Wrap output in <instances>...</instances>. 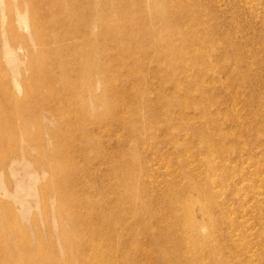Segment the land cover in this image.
Instances as JSON below:
<instances>
[{"label":"rangeland","instance_id":"rangeland-1","mask_svg":"<svg viewBox=\"0 0 264 264\" xmlns=\"http://www.w3.org/2000/svg\"><path fill=\"white\" fill-rule=\"evenodd\" d=\"M180 2L183 3V7L190 13L192 11H195V13L205 11L204 13H206L207 18L205 19V26L211 29L213 27V29L217 31L215 38L213 37V40L215 39L214 41L208 34H200L202 35L201 40L203 42L210 40L209 42L212 43L210 46L201 48L202 54H191L193 56L190 55L192 60L189 59V56H185V59H188V61H184L183 57H178V62H185V66H187L185 69L186 75H192L188 80L190 83L194 80L195 82L192 84L186 81V79L183 81V73H179L180 71L177 69L175 70L176 72L170 71V73H168L169 75H164L165 78L168 77L169 82L174 84L162 83L160 81L163 79L162 74H150V70L156 67V59L152 57L153 59L151 60L143 55L144 52L147 51L150 55H156V49H158L159 44L166 46L170 43V40H168L170 35L167 33L169 31V26L167 27L166 24V26H164V23L169 21L164 0H144V9L140 7H138L140 9L137 10L133 9L131 15L138 18L140 16L139 14L142 13L143 19L147 20L148 23L144 20L145 25L143 27L130 24L124 25L121 21L119 24V19L115 15L104 22L107 32H111L107 37H114L117 33L122 32L127 33V37L129 38L128 40H122L120 38V42L116 41L114 45H111V40H108L111 48H108V51L114 56L120 52V56L122 53L125 57L124 62H120L118 68L114 66L109 70V75L115 78L116 85L119 84L120 87H124L121 92L127 91L128 93L136 89H138V91H144L143 88L137 85L138 78H136V74L139 71L138 67H142L146 64V68L143 67V71L149 72V91L160 95L171 96L172 93V96H178V102L175 100L171 106L168 102H164L165 104L162 102L164 106L158 103L157 107H165L166 109L164 108V110L166 111L165 113L161 111L162 113L154 115L155 118L154 121H152L153 126L155 125L154 129L147 131L145 133L147 136L142 134V136L147 139L146 143L143 144V148H140L137 143H135L136 140L134 137L126 135V131L123 129L124 124L111 127V123H115V119L113 115L105 110V106H107L109 102L108 99H104L99 106H96L93 104L94 102L92 99L84 97L89 85L83 84L80 88L78 87L70 90V96L71 98L74 97L73 99L75 104L79 107L78 109L72 108L68 101L61 104L62 109H59V111L69 120L67 127L70 126V124L78 123V116L82 115L81 105L83 100L86 99V101L89 102L87 108V112L90 115L89 119L98 118L99 121L102 120L103 123H101L102 130L99 135L97 134L91 137L88 135L89 133L86 131V127L90 129L94 127V125L89 124V122L86 123L87 125L83 126V130L80 136H78V139L71 134L68 135V138L74 141V149L69 154L72 153L75 157V163H71V166L73 169H79L78 179H76V181L78 188L84 191V193L80 194L78 191L72 189V196L78 199L80 207L74 205V203L72 204V201H69L68 205L61 209L60 213H58L57 210L48 211L47 213L51 234L59 253L61 246L59 230H61L62 227L67 231L73 229L72 225L68 223V218L72 217L78 221V219H80L78 215H92L95 210L106 209L109 204L110 206L113 204V206H115V199L120 200L123 207L127 205L126 200L122 199V197H119L117 194L119 191L117 187H119L121 181L123 182V175H127L130 171L120 163V156L128 160L139 158L138 153L140 149H142V159L147 171V178H145V181L147 180V184L152 183L149 187L145 185L146 187L144 190L148 192L153 189L151 192L149 191V193L151 195L155 194V200H153V202L156 201L154 203V209L159 213H164L171 211V209L168 205L160 202V200L157 201L156 198H159L157 194H161V192L163 194L167 192L175 193L178 190L184 191L183 187L185 180L181 176V171L184 169L181 168V166L183 165L186 169L192 168L193 170L196 168L194 173L201 172L203 168H200L198 163L201 158L206 156L202 151V146H204L202 145V141L212 139L211 143L213 147L216 146L218 149L225 148L233 150V152L224 150L225 156L228 158L226 163L227 172L231 173L232 171L231 174L235 177L243 172L242 175L240 174L237 176L240 177L239 179L234 180L233 193L230 194V192H228L227 194L229 199L227 206H229L230 210L237 211L238 207H240V210H244V208H248L249 210L248 213L238 214L239 216L232 214V216H237L238 220H244L245 223L250 224V227H244L241 232L239 230L233 231L237 234H243L241 236H248L249 242H247V246L243 251L242 249H238L234 256L229 257V259L232 261V264H264V257H260V253L264 254V241H262V239L260 240L261 235L264 234V0H173L170 7H172L176 13V18H173L169 23L176 24L180 21L189 22L190 18L184 16L182 18L180 16L182 13V5H179ZM95 4L97 6V3ZM19 9L20 7L17 0H0V66H2L0 68V79L3 86H6L8 90H12L14 94H18L20 98L23 99L26 92L21 85L23 79L22 74L24 73L27 79H31L32 73L27 70V62L32 57L27 53V57L20 59V57L15 54V51L10 52L9 49L11 48L10 45L12 42L11 37L6 34V30L9 26L11 27L13 25L12 31L15 42L21 43V40L25 39L35 56L38 55L39 45L33 37L28 17L22 14ZM114 12L117 13L116 10H114ZM155 14L158 15V17ZM131 15L130 18L133 17ZM155 21H160V24H155ZM97 24L96 22H92L90 27L92 32L96 34L100 32ZM159 25L163 27V32L153 31V28ZM50 31L51 30H49V32ZM149 31H152V33H147ZM135 36L139 37V45H136L132 40ZM213 44H215V46ZM153 45L155 48H153ZM209 47L210 49H208ZM100 49L103 50L102 47ZM105 50H107V48ZM22 51L23 50H20L19 52ZM51 53L52 52L48 50L47 55ZM179 54L184 56L177 51V55ZM80 57L83 58L84 55H80ZM96 58L97 57L94 58L95 66L99 64V59ZM193 58H195V62ZM139 63H141V65L137 66ZM123 67L128 68L123 70ZM179 74L181 75L180 77ZM126 76L128 78H126ZM172 77H175V79L177 77L183 82L180 81V83H177L174 82V80L171 81ZM99 81V78L95 76L94 83L97 96L102 95L103 91H105L103 85ZM164 84L165 86L167 85V87H165ZM175 84H178L177 86L179 87L176 88L177 86ZM57 85H59V83H56L55 86ZM201 87L202 92H200ZM173 89L175 94L172 92ZM151 96H153V93ZM171 100L173 101V99ZM49 103L51 102L49 101ZM176 103L178 104L176 105ZM180 104L186 110L184 114L182 112L180 113ZM173 113L178 119H180L182 115L186 123L183 126H179V124L174 126V129L177 127L174 132L173 130L166 129L168 118L165 117L166 115L170 117V114ZM37 114L36 116L31 113L29 117L25 118L26 121L12 115V117H10V125L15 127V131L10 135L8 130H5L4 137L6 141L10 138L17 141L18 148L28 149L32 156H38L40 151H44L42 154L43 170L36 169L28 159L25 161L16 159L18 155L9 158L6 169L0 170V200H4L12 205L14 210L13 216L18 218L20 228L28 239L31 246L30 248L35 254L38 253L39 249L37 246L38 237L43 238V249L51 253L49 248L50 232L46 226L44 210L40 202L42 199L40 184L50 182V184L55 186L57 179H55L53 173L48 170V165L52 163L48 155L51 154L52 151L54 152V150L61 148L59 146L60 144L58 145L56 142V139L50 136L48 130L49 128L54 130L60 128L55 117L48 115L44 111H40ZM121 114L126 116L129 113L123 114L122 111ZM158 116L161 117L159 118ZM35 118L39 119L42 123L44 132L40 134L41 139H39V137L33 142L27 141L24 134L27 133L28 135L36 136L39 133L36 129L37 125L35 123ZM7 119L9 121V118ZM80 121H84V118L80 117ZM156 121H158V123ZM195 125L198 127L200 126L206 131L203 132L206 134V139L199 135V130L201 128H195ZM172 133L176 135L174 138L172 137ZM178 134L179 136H177ZM68 138L65 137L66 140ZM39 140L41 143L38 142ZM89 141L91 142L90 145L88 144ZM39 144H41L44 149H39ZM137 149L139 150L137 151ZM179 149H183L184 152ZM226 152H228V155ZM104 156L105 158H103ZM248 157L252 159L250 163ZM192 158L197 161L194 162L191 160ZM57 160L58 158L55 156V163ZM138 164L139 162L136 164L138 166L137 169L140 168V164ZM231 167L235 172L238 171V173H235ZM55 168H57L56 165ZM53 172H55L54 167ZM5 178L10 180L12 183L11 187L3 182ZM105 181L108 182L105 183ZM196 181L207 185V179H205L203 175H199ZM110 183L115 185L116 191L109 188ZM136 184L137 183H132V185ZM256 191L260 194L257 195ZM242 194L244 195L242 196ZM46 197L49 204L56 205L59 200L57 196H51L49 194H47ZM246 209L245 211L247 212ZM181 210L180 208L178 214L182 216L183 211ZM127 214L126 212L124 213L123 220L125 221L126 219L128 222L130 221L129 223L136 227L137 222L135 224L134 217L131 213ZM6 219V214L0 209V226L3 228V231H0V237L1 240L7 242L14 251L13 242L18 240V236L20 235L17 234L15 230H10V228H8V230L5 229ZM92 223L91 226L93 227L90 226L91 229L102 235V239H107L109 237L108 240H113H107V243H105V239V241L103 240V244L105 245H102V248L105 247V250L102 249V251L104 250V255L108 262L111 264L113 261V264L117 261V264H127L126 262H128V264H134L141 261L138 244L141 240L140 244L145 243L142 246H147L148 243L144 228L138 225V228L136 227L137 229L134 228L136 231H129L126 229L124 230L123 226L120 225L119 230L121 228L122 230L117 233H121L120 237L124 236V238H120L119 235H117L113 239L109 230V232H107V229L102 226V229L99 228L101 219L100 221L97 220V225H92ZM37 227L40 230L41 236H38L37 230L35 229ZM96 227L99 229L95 230ZM99 231H102V233ZM123 231L124 234H122ZM141 231L144 235L140 234ZM106 232L110 234V236ZM103 234H106V236H103ZM134 237H136L135 240L133 239ZM115 239L116 243H119V247L117 245L118 243H115ZM127 240L131 243H128ZM224 241H226L225 244L230 243L226 239H224ZM113 244L115 247H112L114 246ZM106 248L108 249L106 250ZM110 248L111 250L116 248L118 252L116 250L109 251ZM121 248H123V250H121ZM232 248L236 249L233 246ZM146 250H148V247H146ZM223 250L225 251L226 249L223 248ZM114 251H116V253H114ZM109 252L111 255H109ZM225 252L228 256V251ZM21 253H24L23 249H20V254ZM112 254L115 256L117 255V258H114L115 256ZM55 258L57 257L55 256ZM60 260H65L63 255L60 256Z\"/></svg>","mask_w":264,"mask_h":264},{"label":"bare ground","instance_id":"bare-ground-1","mask_svg":"<svg viewBox=\"0 0 264 264\" xmlns=\"http://www.w3.org/2000/svg\"><path fill=\"white\" fill-rule=\"evenodd\" d=\"M172 1L173 0H164L169 20L164 23V26H169V31L167 33L170 35L168 38L170 43L166 46L159 44L158 49H156V55H150L148 54V51L144 52L143 54L151 60L153 58L156 59V67H153V69L150 70V74H162L163 79L160 81L162 83L169 84L171 82H169L168 77L165 78L164 75H169L168 73H170V71L176 72L175 70L177 69L180 71L179 73H183V81H185V79L188 81L189 77L192 76L186 75L187 73L185 69L187 66H185V62H178V57H183L185 61V56H189V59L192 60L190 58L191 54H202L201 48L210 46V44L212 45V43L209 42L210 40L203 42L201 40L202 35L200 34L206 33L212 37V40L217 34L216 29H213V27L212 29L207 28L205 26V19H207L206 13H204L205 11L196 13L195 11H192L190 13L183 7V3L181 2L179 3V5H182V13L180 16L182 18L183 16L190 18L189 22L180 21L176 24L169 23L173 18H176V13L172 7H170ZM17 2L20 7V12L28 17L33 37L39 45V51L38 55L35 56L25 39L21 40V43L15 42L12 31L13 25L7 28L6 34L11 37L12 42L10 45L11 48L9 49L10 52L15 51V54L19 56L20 59L27 57V53L32 57L27 62V70L32 73V77L31 79H27L25 74H22L23 79L21 85L24 87L26 92V95L23 99L20 98L18 94H14L12 90H8L6 86H3L0 79V170L6 169L8 159L12 156L15 157L16 155H18L16 159H20V161H25L28 159L32 162L36 169L43 170L42 154L44 151H40L38 156H32L28 149H19L17 141L14 139L10 138L8 141H6L4 132L5 130H8L10 135H12V133L15 131V127L10 125V117H12V115L22 118L23 121H26L25 118L29 117L31 113L32 115L35 114L37 116L38 112L44 111L48 115L55 117V120L58 122L57 124L60 126L58 130L51 128L48 129L50 136L53 139H56V142L58 145L60 144L59 146L61 147L60 149L54 150V152L52 151V153L48 155L49 160L52 161V163L48 165V170L53 173V176L59 182L56 181L55 186L50 184V182L40 184V194L42 195L40 202L44 210L46 226L50 232L49 248L51 253H48L43 249L44 246L42 243V237H38L37 239V246L39 248L38 253L35 254V252H33V250L30 248L31 246L28 242V239L20 228L18 218L13 216L14 210L12 205L8 204L4 200H0V209H2L7 216L5 229L8 230V228H10V230H15L17 234L20 235L18 236V240L13 242L14 251L10 248V245H8L7 242L1 240L0 237V264H111L107 261V258H105V247L103 246L104 248H102V245H105L103 244L104 239L106 240H104L105 243L113 240H108L109 237L107 239H102V235L91 229V227H93L91 226V223L94 221L92 225H97V220L100 221V219L101 224L99 228L102 226L103 228L107 229V232L110 231L109 233L113 236V239L117 235H119V237L121 236V233L118 234V231L122 230V228L119 230L120 225L123 226L124 230L126 229L129 231H136L138 225L144 228L148 243L147 246H142L145 243L140 244L142 240H139L140 242L138 244V251H140L139 254L141 261H136L137 263L134 264H232V261L229 259V257H233L238 249H242L243 251L247 246V242H249V239L247 238L248 236H241L243 234H237L233 231L239 230L241 232L244 227H250V224L245 223L244 220H238L237 216H232V214L238 215L240 213H248L249 210L248 208L240 210V207L237 208V211L230 210L229 206H227L229 203L227 194L228 192H230V194L233 193L235 184L234 180L239 179L240 177L237 176L241 173L235 177L233 174H231L232 171L231 173L227 172L226 163L228 158L225 156L224 150L228 152H233V150L225 148L218 149L216 146V148L213 147V144L211 143L212 139L202 141V145H204L202 146V151L206 156L199 160L198 166L200 168L202 167L203 170L199 173L196 172L198 175L194 173L196 168L193 170L192 168L186 169V167L183 165V167L181 166V168L184 169L181 171V176L185 180L183 187L184 191L178 190L175 193L167 192L166 194L164 193L165 195L162 192L161 194H157L159 196V198H156L157 201L160 200V202L168 205L171 209V211L164 213H159L156 209H154V203L156 201L153 202V200H155V194L151 195L149 193V191L151 192L153 189L149 190L148 192L144 190L146 187L145 185L149 187L150 184L152 185V183L147 184V180L145 181V178H147V171L142 159V149H140L138 153L139 158L128 160L125 157L120 156V163L130 171L127 175H123V179L121 178L123 182L121 181L119 187H117L119 189L117 194L119 197H122V199L126 200L127 205H124L125 207H123L120 200L115 199L116 205L113 206L114 204H111L113 207L109 204V206L106 205L108 206L106 209H97L92 213V215H78L80 217L78 221L72 217L68 218V223L72 225L73 229L67 231L62 227L61 230H59L61 246L60 253L58 252L54 238L51 234L47 213L48 211L52 210H57V212L60 213L61 209L65 208L69 201H72V204L74 203V205L80 207L78 199L72 196V189L78 191L80 194L84 193V191L78 188L76 181V179H78L79 169H73L71 166V163H75V157L72 155V153L69 154L74 149V141L69 139L68 135L71 134L78 139V136H80L83 130V126L87 125V122L94 125L92 129L86 127V131L89 133L88 135H90V137L97 134L99 135L102 130L101 123H103L102 120L99 121L98 118L89 119L90 115L87 112L89 102H87L86 99L82 102V115L78 116V123L70 124V126L67 127L69 120L65 118L59 111V109H62L61 104H63L65 101H68L72 108H79L75 104L73 99L74 97L71 98L70 90L76 89L78 87L80 88V86H83V84H87L89 85V88L84 94V97L92 99L94 102L93 104L99 106L104 99H108L109 102L108 105L105 106V110L106 112H109L111 115H113L115 119V123L112 122L111 127L124 124L123 129L126 131V135H131L134 137L136 140L135 143H137L140 148H143V144L147 141V139L144 138L142 134L150 131V129H154L155 125L153 126L152 124V121H154L155 118L154 115L162 113L161 111L164 113L166 111L164 110L165 107H157L158 103L162 104V102H168V104L171 106L175 100L178 102V96H172V93L171 96H168L150 92V87L148 88L150 81H148L149 72L143 71V67L146 68V64H144L142 67H138L139 71L136 74V78H138L137 85L140 86V88H143V92L142 90L138 91V89L128 93L127 91L121 92L124 87H120L119 84L116 85L115 78L109 75V70L111 68L114 66L118 68L120 62L123 63L125 60V57L122 55V53L121 56L120 52L114 56L108 51V48L111 49L109 41L111 40V45H114L116 44V41L120 42V38L122 40H128L129 38L127 37V33L122 32L117 33L115 36L113 35L114 37H107L111 32H107L104 22L108 18L115 15L119 19V24L121 21L124 25L130 24L133 26L139 25L143 27L145 25V21L147 22V20L143 19L144 17L142 16V13L139 14L140 16L138 18H135L133 15H131V13L133 9H144V0H17ZM95 3H97V6ZM114 10H116L117 13H115ZM130 15L133 17L130 18ZM156 16L158 17V15ZM92 22L98 23L97 25L99 27V33L96 34L92 32L90 28ZM157 23L160 24V21H155V24ZM49 30L51 31L49 32ZM153 31L161 33L163 32V27H160L159 25L153 28ZM147 33H152V31ZM132 40L136 45H139L140 41L138 36H135L132 38ZM213 45L215 46V44ZM101 47L103 50L100 49ZM106 48L107 50H105ZM153 48H155L154 45ZM208 49H210V47ZM20 50L23 51L19 52ZM48 50L52 52L50 55H47ZM177 51L182 53L184 56L181 54L177 55ZM80 55H84V57L82 58ZM95 57L99 59V64L97 66L94 64ZM194 59L195 58H193V61ZM186 61H188V59ZM140 65L141 63L137 64V66ZM1 67L2 66H0V68ZM127 68L123 67V70ZM126 72L128 73L127 70ZM95 76L99 78V82L103 85L105 90L103 91V94L99 96H97L96 93V87L94 83ZM180 76L181 75L179 74V77ZM126 78L128 77L126 76ZM172 80L177 83H180L181 81L177 77L176 79L175 77H172L171 81ZM188 82L190 83V81ZM193 82L195 81L193 80ZM56 83H59V85L55 86ZM175 85L177 86L178 84ZM165 87H167V85ZM178 87L179 86L176 88ZM174 89L172 91L173 93ZM200 92H202V87ZM152 93L153 96H151ZM171 99H173V101ZM49 101L51 103H49ZM177 104L178 103H176V105ZM179 106L180 113L182 112L184 114L186 110L181 106V104ZM122 111L123 114H129L124 116L121 114ZM80 117L84 118V121H80ZM165 117L168 118L167 128H163L173 130V132L177 128L176 127L174 129V126L178 124L179 126H183L186 124L182 115L180 116V119L175 117L174 113L170 114V117L168 115ZM7 118H9V121ZM156 122L158 123V121ZM35 123L37 125L36 129L39 131V133L36 136L28 135L27 133L24 134L27 141L33 142L39 137V139H41L40 134L44 132V128L42 127V123L39 121V119L35 118ZM195 128L200 129L201 127L195 125ZM203 132L206 131L201 128L199 130V135L206 139V134ZM172 135L173 138L176 136L174 133H172ZM145 136L147 135L145 134ZM177 136H179V134ZM65 137L68 139L66 140ZM38 142L41 143L40 140ZM88 144L90 145L91 142L89 141ZM39 146V149H44L41 144H39ZM183 148L185 149L184 146ZM138 150L139 149H137V151ZM228 152H226V154ZM55 156L58 158L56 163L54 161ZM103 158H105V156ZM191 160L194 162L197 161L193 158ZM248 160L250 163L252 159L248 157ZM137 162L140 164L139 169H137ZM54 164L57 166V168H55ZM53 167L55 172H53ZM232 170L234 171L233 168ZM236 172L238 173V171ZM199 175H203L204 178L207 179V185L196 181ZM3 182L9 187L12 185L8 178H5ZM107 182L105 181V183ZM132 183L137 184L132 185ZM109 188L113 189V191L116 189L115 185L112 183H110ZM257 192L258 191H256V193ZM47 194L51 196H57L59 198L56 205L48 203L46 197ZM259 194L257 193V195ZM243 195L244 194H242V196ZM180 208L182 209L181 211H183L182 216L178 214ZM125 212L126 214L131 213V215L134 217L133 219L135 224L137 222V228L131 225L129 223L130 221L128 222L126 219L125 221L123 220V215ZM35 229L37 230L38 236H41L38 227ZM98 229L96 227L95 230ZM0 231H3L1 226ZM99 232L102 233V231ZM110 234L108 235L110 236ZM122 234H124V231ZM140 234L144 235L142 231ZM103 236H106V234H103ZM120 238H124V236ZM135 238L136 237L133 239L135 240ZM224 239L230 243L225 244L226 241H224ZM261 239L264 241V234L261 235L260 240ZM117 245L119 247V243ZM232 246L236 249H233ZM112 247H115V245ZM146 247H148V250H146ZM223 248L226 249L225 251H228V256L225 254L226 252L223 250ZM20 249H23L24 253L20 254ZM102 249L104 250L102 251ZM107 249L108 248H106V250ZM113 250L118 252L116 248L112 250L110 248L109 251ZM121 250H123V248H121ZM116 251H114V253H116ZM61 255L64 256V261L60 260ZM109 255H111V253ZM55 256L57 258H55ZM116 256L114 258H117ZM260 257L263 258L264 254L260 253ZM117 262L115 264H117ZM126 263L128 264V262Z\"/></svg>","mask_w":264,"mask_h":264}]
</instances>
